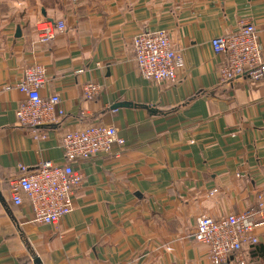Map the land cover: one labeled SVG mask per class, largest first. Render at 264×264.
Masks as SVG:
<instances>
[{
    "label": "crops",
    "instance_id": "obj_1",
    "mask_svg": "<svg viewBox=\"0 0 264 264\" xmlns=\"http://www.w3.org/2000/svg\"><path fill=\"white\" fill-rule=\"evenodd\" d=\"M38 16L65 24L44 46ZM242 22L255 24L264 59V0H0V264H211L196 219L264 205V78L221 82L210 46ZM156 30L182 52L174 83L135 69L131 39ZM33 64L45 71L41 96L64 110L37 130L14 116L26 101L15 85ZM89 82L100 86L90 101ZM99 123L123 145L76 165L83 180L57 230L32 222L10 202L18 165L61 164V133ZM253 234L244 256L264 264V222Z\"/></svg>",
    "mask_w": 264,
    "mask_h": 264
},
{
    "label": "built area",
    "instance_id": "obj_2",
    "mask_svg": "<svg viewBox=\"0 0 264 264\" xmlns=\"http://www.w3.org/2000/svg\"><path fill=\"white\" fill-rule=\"evenodd\" d=\"M34 23L36 42L43 46L65 30L64 22L50 21L41 16ZM131 46L140 79L154 84L174 83L177 71L184 68L182 52L164 30L141 32L133 36ZM210 46L214 54L221 58L218 69L221 82H255L264 78L263 51L254 23H240L234 33L211 39ZM46 82L41 65H28L23 70L15 85L26 96V101L19 103L14 111L19 126L37 130L57 124L64 116L57 95L41 96ZM83 86L82 97L88 101L100 91V86L94 82ZM61 135L59 145L64 158L61 164L43 161L31 172L20 164V175L9 184L10 202L14 206L25 204L33 217L32 222L50 225L54 230L72 211L73 196L83 180L76 165L108 153L112 144L123 145L112 124L82 125L65 130ZM259 209L264 211V205L258 203L257 208H247L240 213L196 219L192 237L194 242L204 246L211 264H249L243 247L258 244L253 230L264 222V213L261 215Z\"/></svg>",
    "mask_w": 264,
    "mask_h": 264
},
{
    "label": "water",
    "instance_id": "obj_3",
    "mask_svg": "<svg viewBox=\"0 0 264 264\" xmlns=\"http://www.w3.org/2000/svg\"><path fill=\"white\" fill-rule=\"evenodd\" d=\"M15 36H16V37H19V29H17ZM115 106H117V105H115ZM32 264H41V262H40V260H39L38 258L35 257V258L32 260Z\"/></svg>",
    "mask_w": 264,
    "mask_h": 264
}]
</instances>
